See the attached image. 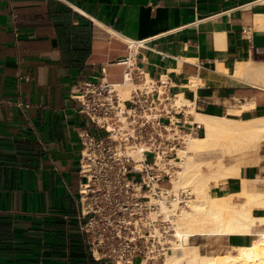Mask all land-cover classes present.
<instances>
[{
  "label": "crops",
  "instance_id": "obj_1",
  "mask_svg": "<svg viewBox=\"0 0 264 264\" xmlns=\"http://www.w3.org/2000/svg\"><path fill=\"white\" fill-rule=\"evenodd\" d=\"M131 42L140 66L186 106L184 121L197 125L196 113L264 118V0H0V264H101L80 230L78 205L79 133L98 129L70 90L102 77L121 83L114 63ZM240 65L250 68L244 76ZM261 145L205 197L241 205L245 183L264 194ZM191 239L201 251L252 238Z\"/></svg>",
  "mask_w": 264,
  "mask_h": 264
},
{
  "label": "built area",
  "instance_id": "obj_2",
  "mask_svg": "<svg viewBox=\"0 0 264 264\" xmlns=\"http://www.w3.org/2000/svg\"><path fill=\"white\" fill-rule=\"evenodd\" d=\"M114 65L123 69L121 83L102 77L70 90L79 113L98 129L79 133V227L101 264H163L181 243L173 221L195 200L190 189H174L179 151L204 130L184 121L186 106L137 54Z\"/></svg>",
  "mask_w": 264,
  "mask_h": 264
},
{
  "label": "bare ground",
  "instance_id": "obj_3",
  "mask_svg": "<svg viewBox=\"0 0 264 264\" xmlns=\"http://www.w3.org/2000/svg\"><path fill=\"white\" fill-rule=\"evenodd\" d=\"M130 48L132 52L138 49L137 43L131 42ZM249 71V67L240 65L237 74L244 76ZM194 116L196 123L204 129V135L190 137L186 146L180 149L179 156L184 155L177 164L173 185L178 190L193 184L198 199L190 210L176 216L175 236L181 243L166 256L163 264H264V212L259 217L254 215V208H264V194L255 192L254 185L245 183L243 193L238 195L245 199L241 205L228 199L210 201L205 197V191L212 182L217 184L237 175L240 168L248 163L239 158L241 155L260 148L264 140V118L245 122L226 116L200 113ZM204 155L207 157L202 159ZM228 158L232 161L226 164ZM204 167L210 169L209 174H203ZM231 233L248 234L251 242L247 246L232 248L224 255H203L198 246L190 245L191 238L195 236Z\"/></svg>",
  "mask_w": 264,
  "mask_h": 264
},
{
  "label": "rangeland",
  "instance_id": "obj_4",
  "mask_svg": "<svg viewBox=\"0 0 264 264\" xmlns=\"http://www.w3.org/2000/svg\"><path fill=\"white\" fill-rule=\"evenodd\" d=\"M203 135H201L200 137H202ZM262 146L263 145H260V147L262 148ZM260 148V149H261ZM186 149V148H185ZM247 153H245L244 155H241L240 157H242V156H245ZM184 154L182 153L181 154V157L183 156ZM205 157H207V155H204V156H202L201 158L202 159H204ZM183 158V157H182ZM232 161V159L231 158H228V159H226V164H229L230 162ZM203 169H205V171L206 172H209L210 171V169H208L207 167H204ZM176 180H178V177H177V179ZM180 189H190L192 192H193V194H194V196H195V200L196 199H198V193L196 192V191H194V188H193V184H190V186H186V187H182V188H180ZM180 189H178V190H180ZM194 200V201H195ZM194 201L193 202H191V204H190V208L188 209V210H190L191 208H192V205H193V203H194ZM174 222V221H173ZM175 225V224H174ZM195 242H194V240H190V245H192V246H195V244H194ZM179 245V244H178ZM178 245H177V247H178ZM229 251H231V250H229V249H227V250H220V249H214V248H211V249H203V250H201L200 252L203 254V255H224V254H226V253H228ZM165 261V260H164ZM136 264H138V261L136 262Z\"/></svg>",
  "mask_w": 264,
  "mask_h": 264
}]
</instances>
